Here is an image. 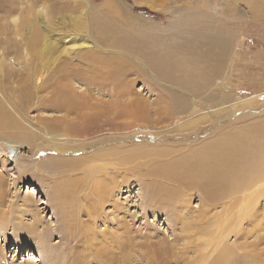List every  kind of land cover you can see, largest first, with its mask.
<instances>
[{"label":"rangeland","instance_id":"1","mask_svg":"<svg viewBox=\"0 0 264 264\" xmlns=\"http://www.w3.org/2000/svg\"><path fill=\"white\" fill-rule=\"evenodd\" d=\"M188 8L194 9L190 14L204 13L211 26H225L230 44L221 63L201 66L184 50L187 38L195 42V36L179 34L176 26ZM94 18L112 32L93 33ZM162 53L176 61L174 81L158 76L148 62V56ZM62 93L82 99L84 109L72 114L57 109ZM173 93L186 105L185 114H166ZM132 102L145 104L143 118L122 112ZM80 114L92 119L82 122ZM180 117L188 118L177 124ZM136 127L157 134L151 139ZM262 131L264 17L253 19L243 1L0 0V150L11 143L20 153L15 163L6 153L0 158L5 200L0 216L6 219L0 225V264H109L98 251L118 252L108 235L125 238L127 231L146 234L129 253L132 264H214L224 244L246 247L225 264H264L263 179L240 192L237 206L233 198L209 202L201 188L178 192L183 193L178 214L189 231L175 225V211L146 209L157 185L150 173L203 152L217 139L236 135L259 142ZM143 146L153 148L139 154ZM62 149L71 165L62 163L67 161ZM59 193L72 195L65 209ZM100 193H110L107 201L91 206ZM202 210L209 220L204 234L195 230L203 226ZM251 212L263 222L260 229L249 223ZM33 214L51 230L45 246L21 230L23 222H35ZM115 218L120 225L111 222ZM246 230L251 234L241 236ZM177 234L182 241L174 240Z\"/></svg>","mask_w":264,"mask_h":264},{"label":"bare ground","instance_id":"2","mask_svg":"<svg viewBox=\"0 0 264 264\" xmlns=\"http://www.w3.org/2000/svg\"><path fill=\"white\" fill-rule=\"evenodd\" d=\"M241 1L246 3L249 6V8L252 10L253 19L259 20L262 17H264V0H241ZM10 2L13 3V1H10ZM12 6L14 9V4H12ZM65 8L67 10L71 7L70 5L69 6L67 5ZM74 8H76V6ZM187 10L194 11V9H191V8H188L184 11L188 12ZM10 11H12V8H10ZM94 21H95L94 23L95 25L92 27L91 31L95 33L96 35H101L107 30L108 31L110 30V33L112 32L111 28L104 29L102 27V25L104 24H100V22H98V19L94 18ZM224 27L225 26H222V25L211 26L210 24H207L204 13L200 14L198 12H195L193 14H190L188 12V14L186 15V18L177 23L176 31H178L179 34L186 35V34L192 33L193 36H195V42L193 39L187 38V41L185 42V45H184V50L190 52L193 61H194V58L196 60L199 59L200 65L206 66L210 61H213L214 63L215 62L221 63L223 59L225 58V55L227 53V49L229 48L230 43L226 40L227 36H225ZM120 44H122V42H120ZM165 56L166 55L162 53L160 54V57H153V56L149 57L148 56L147 59L151 67L154 69V71L156 72L158 76L164 79H167L169 81H174L173 80V77H174L173 67L177 65L175 64L176 61L173 57H167L166 59ZM168 69H172V70L167 71ZM119 73H118V76H120ZM69 74L71 75V73ZM189 74H191V72ZM67 92H68V95H71V92L69 90H67ZM68 95H66V93H62V99H60L62 102L60 101H59L60 103L57 102L58 103L57 104L58 106H56L57 109L59 110L64 109L66 110L68 114L76 113L77 111H82L84 109L83 106H85L84 101L80 98H77L76 96H68ZM174 95L175 93H173L172 96L169 98L171 99L172 104L165 111L166 114L169 116L185 114L186 105L179 101H176V99L173 97ZM144 106H145L144 103L132 102L126 107H124L122 109V112H127V114H130V112H133L140 118H143L145 116ZM186 118L188 117H180L178 118V121L176 123L183 124L184 122H186L187 120ZM89 119H92L91 115H88V114L79 115V120L82 122H87ZM11 122L13 123V125H17V123L14 120ZM64 129L66 130V127H64ZM136 130L139 133L146 134V136L147 137L149 136V138L151 139L152 138L154 139L155 134H157L155 131H152L148 128L144 129L143 127H136ZM259 135L260 137H262V135H264V132L262 131L261 133H259ZM30 137H32V135H30ZM45 137L49 141L53 140V137L49 136L48 134H46ZM247 139L248 137L246 136L232 135L227 138L214 140L215 142L212 141L213 143H207L203 152L201 151L193 152L189 157H182V158L169 161L168 163L161 166L158 170L154 171L153 173H150L151 175L156 177L157 185H156V191L154 193H151L147 197L149 200L148 202H146V209L150 210V208H155L154 206H157L163 210L167 209V210L175 211L177 215V217H174V220L176 223L175 225L179 224L182 229L181 231L185 232L186 229L188 230L189 228L185 229V225L182 223V218L180 217L181 215L179 216L178 210H177V209L182 208V206L180 207V201H181L180 199H183L182 198L183 193H178V192L182 191L183 189L188 188L189 186L190 188L191 187L196 188V189L201 188V190H205L208 192L207 194L209 198L207 201L212 202L214 204L220 203L229 198L236 199L237 201V196L242 194L240 193L241 191H243L245 188L250 187L251 185H255L256 182L259 180H262V179L264 180V138L262 139L260 138L261 140L259 142H252V143H251V140L247 141ZM198 143H205V142L204 140H202L201 142L199 141ZM7 148L15 149L17 152V154L12 159L10 158ZM151 148L153 147L143 146L142 148H140V150L141 151L143 150V151L140 152L139 154H142L145 151H149ZM114 150L111 152L112 154L115 153ZM0 151H1L0 158H2L5 155L3 153H6L7 157H9V160H12L11 162L13 163L17 162L18 159L20 158L18 147L14 146L11 143L7 144L5 149L0 150ZM162 151L165 152V150H162ZM64 152L65 150L62 149V154ZM164 152H161V154H163ZM64 156L66 158L62 157V159H65L67 161L63 160L62 163L71 165L72 161L70 158L67 157V152H65ZM98 156L103 159L105 158L104 156H106V154L103 155L101 153H98ZM131 158L133 157L130 156V159ZM170 183L174 184L175 186L172 188L167 187L166 184H170ZM2 185H3V182L0 181V188L2 187ZM65 188L66 187H62V189H65ZM1 191L3 193V190ZM59 194H60L59 199L61 198V195H62V198H61L62 207L61 208L65 209L66 206L69 205L68 204L70 201L69 199L73 200L72 195L67 196L66 193H59ZM109 194L110 193H100L99 195L100 197H97V199L94 198L96 199L95 201H93L94 199L90 201L91 206L95 207L100 204L102 205L103 203L107 201ZM253 198H255V200L257 199L256 193H253ZM220 199H223V200H220ZM0 203L5 204V200L1 198ZM237 203L238 201L235 202V206H237ZM113 208L116 212L121 211L120 206L117 203H113ZM201 213H202L201 215H203V218L201 219L200 223L203 226L201 228L197 226V229L195 230H197L196 231L197 233L204 234L206 233L207 226L209 224V220L206 218L208 211L202 210ZM32 218L34 219L35 222L31 224H27L24 222L22 224L21 222L22 232L28 231L30 235H32L33 238L36 240L35 243H37L38 245L40 246L47 245L46 237L48 236L46 235H49V232L51 230L48 231V229L43 226L42 219H40L39 217L37 218L35 214H33ZM101 218L103 219V217H100L99 221H101ZM259 219L260 217H258L257 212H251L248 217L249 223L251 225L253 223L252 227L255 229H260V226H262L263 224V222H257ZM5 221H6L5 217L0 216V225H2V223H4ZM62 222L63 224L68 222L67 216L65 218L62 217ZM111 222H114L117 225H120V221L117 218H115ZM0 229H3V227L0 226ZM86 232L88 234H91L90 233L91 231L90 232L86 231ZM251 232L252 231L250 230H246L240 233H241V236L244 235L248 237V235H250ZM240 233H238V236L240 235ZM114 234L116 233L111 232L109 235L106 234L105 236L107 235L109 236L111 243L113 244L114 247H116L118 252L114 253L111 247H109L110 249L106 247L107 250L100 249L98 251L99 258L103 260L104 262H108L109 264H112V262L113 264H116V261H117V264H132L131 263L133 262L132 257L128 261V258L130 256L129 253L130 251L132 252L135 249H137L136 247L140 245V243L137 242L138 241L137 239L145 237L146 234L138 235L140 234V232L139 233L135 232V234L130 236L127 231L125 232V236L127 237L125 238L122 237L123 239L122 238L119 239V236L116 238V235L114 237ZM93 235L94 237L96 236L94 233ZM153 237L154 236H152V238ZM112 240L114 242H112ZM174 240H176V242H180L182 241V237L177 234ZM88 241L90 243V241H93V240L91 239ZM142 245L144 244L141 243V246ZM243 247L246 248L244 244L243 245L224 244L221 247L219 253L217 254L214 260V264H225L227 262L231 263L230 261L235 260L236 249H244ZM189 250H190V247L187 246L186 248H184L183 252L189 253ZM250 254L252 255L254 254V252H250ZM33 259H36V258H33ZM188 263H185V264H188Z\"/></svg>","mask_w":264,"mask_h":264},{"label":"water","instance_id":"3","mask_svg":"<svg viewBox=\"0 0 264 264\" xmlns=\"http://www.w3.org/2000/svg\"><path fill=\"white\" fill-rule=\"evenodd\" d=\"M8 152H9V155H10V158L12 159L16 154V150L15 149H12V148H7Z\"/></svg>","mask_w":264,"mask_h":264}]
</instances>
